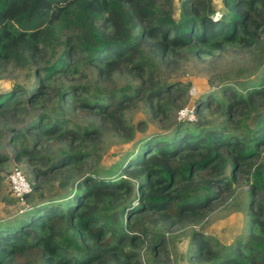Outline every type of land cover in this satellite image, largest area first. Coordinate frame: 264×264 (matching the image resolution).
Listing matches in <instances>:
<instances>
[{"label":"trees","instance_id":"obj_1","mask_svg":"<svg viewBox=\"0 0 264 264\" xmlns=\"http://www.w3.org/2000/svg\"><path fill=\"white\" fill-rule=\"evenodd\" d=\"M211 1L181 0L175 18L173 0H0V125L30 167L20 201L7 188L23 207L0 219V264H144L146 243L167 264L171 233L224 206L243 230L225 244L190 231L185 264H264V0ZM224 52L239 56L234 78L177 120L188 84L168 81L170 65ZM139 103L167 126L92 171L105 135L131 137ZM43 182L60 193L32 201Z\"/></svg>","mask_w":264,"mask_h":264},{"label":"rangeland","instance_id":"obj_2","mask_svg":"<svg viewBox=\"0 0 264 264\" xmlns=\"http://www.w3.org/2000/svg\"><path fill=\"white\" fill-rule=\"evenodd\" d=\"M180 1L181 0H173V12L175 18L179 16ZM211 2L214 9H219L221 7L220 0H212ZM238 57L239 56H235L232 53L224 52L221 53V55L216 59H213L207 63L189 59L185 61L178 59L175 63L170 65L169 71L164 75L168 77V81L170 82H180L183 84H188L186 95L182 94L179 101H181V103L185 101V103H187L186 106L190 107V105L192 104V95L198 94L200 96H205L210 91L215 89L217 86L216 83H219V81L223 78H234L236 72L235 66L237 65L236 60L238 59ZM249 63L251 64V61H249ZM253 75L250 74L249 78H252ZM118 81L121 84L122 80ZM7 83V78H0V88L6 86ZM125 117L129 125L133 128L135 127L133 134H131L130 138L105 135L96 154L97 160H94L90 165L92 171L96 173L113 171L117 167L118 163L124 160L125 157L123 156V152H128L132 148V146L135 145L137 139L146 134L160 132L165 128V126H167L170 121H152L149 117L147 109L142 103H139L134 108L127 110L125 112ZM77 119L79 118H76V120ZM172 120L173 117H171V122ZM19 124L14 127L18 128ZM5 130V125L1 124L0 154L6 153L10 160L8 161V164L6 166V170L2 173V177H0V219L11 218L12 216L16 215L19 209L23 207V205L13 199L11 194L8 192V185L6 181L7 172L16 168L20 170L24 177L30 176V167H28V165H26L25 163L24 165L22 163L19 167L11 160V154L13 150L7 144V141L5 139ZM53 183L51 185V183L43 182V195L34 196L32 198V201L39 202L45 200L49 196L59 194L60 191L58 190V187L56 185H53ZM241 186L242 187L239 192L245 190L244 184H242ZM236 196L237 198L229 202L230 206L236 203L238 204V206H240V204L242 203L243 193L238 194V189ZM243 226L244 219L242 211H234L233 209L229 210V207L225 206L216 208L208 215L206 220H204L200 224L182 230H176L171 233V236H174V238L169 242L168 251L171 258L167 264H185L186 261L184 256L188 243V234L190 231L193 230L194 232H203L207 236H210L220 243L225 244L229 240H231L234 235L242 231ZM148 248L149 245L148 243H146L143 247L140 248L139 252L143 258L142 260L144 264H153L148 259ZM174 257L175 259L173 260Z\"/></svg>","mask_w":264,"mask_h":264},{"label":"built area","instance_id":"obj_3","mask_svg":"<svg viewBox=\"0 0 264 264\" xmlns=\"http://www.w3.org/2000/svg\"><path fill=\"white\" fill-rule=\"evenodd\" d=\"M177 120H194L193 107L185 106L183 109L179 110L176 114ZM7 185L11 194L14 195L20 201L23 198L24 194H27L30 191V186L24 175L20 170L14 168L12 169L6 177Z\"/></svg>","mask_w":264,"mask_h":264}]
</instances>
